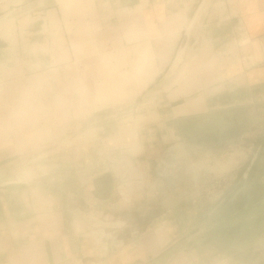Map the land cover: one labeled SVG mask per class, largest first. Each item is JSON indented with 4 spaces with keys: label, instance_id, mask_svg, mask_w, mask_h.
Returning a JSON list of instances; mask_svg holds the SVG:
<instances>
[{
    "label": "crops",
    "instance_id": "obj_1",
    "mask_svg": "<svg viewBox=\"0 0 264 264\" xmlns=\"http://www.w3.org/2000/svg\"><path fill=\"white\" fill-rule=\"evenodd\" d=\"M200 2L0 0V11L29 4L46 10L44 18L21 17L18 34L15 21L0 23V167L21 157L13 169L30 181L0 190V264H146L194 233L196 241L171 264H242L241 254L252 252L226 246L214 222L243 218L259 204L238 210L247 203L240 201L247 154L224 152L217 169L224 192L214 207L204 195L169 205L163 180L194 151L179 122L264 102V0H204L197 50L167 89L172 103L182 102L167 104L166 116L138 108L136 117L93 119L101 109L131 107L164 75ZM38 25L45 44L28 36ZM106 42L117 48L111 58L99 54ZM124 43L135 46L124 50ZM221 120L220 127L230 126ZM73 121L78 135L67 139ZM61 174L75 176L73 191L56 186ZM68 198L95 213L70 212ZM91 222L109 233L106 249L86 230Z\"/></svg>",
    "mask_w": 264,
    "mask_h": 264
},
{
    "label": "rangeland",
    "instance_id": "obj_2",
    "mask_svg": "<svg viewBox=\"0 0 264 264\" xmlns=\"http://www.w3.org/2000/svg\"><path fill=\"white\" fill-rule=\"evenodd\" d=\"M2 5H5L4 2H1V6ZM36 9L37 5L34 4V7L30 11L25 12L22 15L14 17L12 19V21H15L16 34L19 33L18 21L26 14L31 19H36L40 16H42V18L45 17L46 10L41 14L39 11H36ZM7 12L8 10L0 11V16L4 15ZM114 20H116V18ZM237 28V24L233 25L235 36L239 41L241 37L237 31ZM30 33L34 34L33 40L40 39L41 42L47 40L46 32L42 30L41 25L34 27V29L31 28L30 31L28 30V36ZM107 39L108 37L104 35L102 41H106ZM67 46L73 57L72 63H75L76 60L74 56L73 46L70 43H68ZM103 46L105 47V49L99 51V54L110 56V58L113 57V53H116V46L108 42L104 43ZM133 46H135V44L130 43V45H127L126 43H124V50L127 49V47L129 49ZM111 63L115 64L112 61ZM66 65L67 64L63 65L62 67ZM170 67L171 65L169 66V68ZM169 68L159 80L148 87L146 91H144L142 96H140L134 103H132L133 105H131V107H126L127 109L122 107H116L115 109H101L102 111L100 110L99 112L93 114L94 121H99L100 124H102L104 121L109 120V117H111L112 115H116L118 120H122L123 117L128 114L136 117L138 115V108L142 111L141 114L151 112L158 113L162 117L166 116V111L168 110V107H166V105L171 103V105L174 106L182 102V100H175L172 103L171 101L173 100L170 99L168 93L170 89L167 90V88L164 87L161 88V90H159L157 93V95L163 94L164 96L162 97H157L155 99V93L151 95H148V93H150L160 84L162 78L166 75ZM176 79L177 76L174 80L168 81V88H171L173 84L175 85ZM151 99L153 101L147 102L145 104L146 107L141 106L145 101ZM222 118L230 123L229 127H220ZM133 120L134 118L132 119V121ZM233 121L237 122L234 123ZM179 123L174 124L173 121H169L168 125H181L180 131L186 138L188 149H194V151L189 152L186 157L180 158L176 171H173L172 174H167L168 176L165 178V180H163V192L168 193V196H170V198L168 199L169 205H173L172 203L183 200L187 197L204 195L213 200V202H211V207H214L213 205L216 204L213 203H218V201H220L218 200V197H220V191L224 192L222 184L219 180V174L217 172L220 161L224 160V152H228L234 155L237 152H243L244 154H247V156H245V159L247 160V162H244L246 163L245 165H249V161L258 153V161L252 169V172L249 173L248 180L243 183V189L240 194V201H244L247 203H244L242 206L240 205L238 210H241L243 206H250L251 202H255L256 204H258L259 202V204L250 210H246L247 214L243 218L231 220L225 219V217L224 219H220L216 216L214 222L217 221L219 223L220 220L218 232L220 233L224 244L230 249H252V252L251 250H247L249 252H243L241 254L242 256L240 260L242 264H264V102L258 103L254 107L248 109H240L227 113L217 112L211 115H196ZM77 125L78 124L74 121L70 124V127H72L73 130H67V139H69L71 135V138H74L75 135H78L79 129L77 128ZM90 126L91 124L88 123L85 125V127L83 125V128H88ZM148 128H150L149 125ZM231 130L234 131L235 134L242 133V136L238 140L227 139L226 141H222L218 139V137L223 134V132L225 133ZM231 158H234L236 160L239 159L238 156H232ZM76 159V157H72L71 163L75 164ZM13 162H21V157H13L9 159L5 164H7L6 166H13L15 165V163ZM245 168L246 166H244L243 169ZM62 176L63 175L61 174V177L59 178V175H56L55 178L57 179V182L59 179H64L63 181H61V183L58 182L56 186H64V188H66L67 190L73 191L75 189L76 182L75 176L66 175V178ZM49 181L50 179L47 183L48 187L52 185ZM229 188L230 189L228 193H232L235 190L234 186H230ZM68 199L70 200V198ZM68 206V210L70 212H75L78 210L82 212L91 211L90 209H87L86 207L81 206L79 203L73 202L72 200L69 201ZM232 213H228L227 216H230ZM251 214H253L252 219H247ZM98 224L95 222H91V224L87 223L86 227V230L94 233L95 237L97 238L102 236L103 234L98 232L99 230H101L99 229ZM104 234L106 235L109 233L106 232Z\"/></svg>",
    "mask_w": 264,
    "mask_h": 264
},
{
    "label": "water",
    "instance_id": "obj_3",
    "mask_svg": "<svg viewBox=\"0 0 264 264\" xmlns=\"http://www.w3.org/2000/svg\"><path fill=\"white\" fill-rule=\"evenodd\" d=\"M204 0H201L196 12L194 13L188 27L185 30L182 41L177 50L176 56L171 64L166 75L162 78L160 84L152 90L148 95L153 93H157L161 88L169 89L168 81L174 80L176 76L180 74L184 65L187 61L192 57L197 50V41H196V25L199 19V15H197L198 9ZM34 6L32 4L23 6L18 9L8 10L7 13L0 16V23L10 21L14 17H18L25 12L30 11ZM168 85V86H167ZM258 153L252 158L249 167L247 168L246 173L244 174V178L248 179L249 173L256 165L258 161ZM13 166H3L0 167V190L2 189H11V188H26L30 186V181L26 174L21 171V173H17L14 171ZM199 233H194L190 236L185 237L179 242L172 245L170 248L162 252L159 256L155 257L151 261L146 264H171L175 259L180 257L182 254L187 252L193 243L198 238Z\"/></svg>",
    "mask_w": 264,
    "mask_h": 264
},
{
    "label": "trees",
    "instance_id": "obj_4",
    "mask_svg": "<svg viewBox=\"0 0 264 264\" xmlns=\"http://www.w3.org/2000/svg\"><path fill=\"white\" fill-rule=\"evenodd\" d=\"M4 44L2 42H0V47H2ZM242 136V133H237L235 134L234 131H227L223 134H221L218 139L222 140V141H226L227 139H239Z\"/></svg>",
    "mask_w": 264,
    "mask_h": 264
},
{
    "label": "bare ground",
    "instance_id": "obj_5",
    "mask_svg": "<svg viewBox=\"0 0 264 264\" xmlns=\"http://www.w3.org/2000/svg\"><path fill=\"white\" fill-rule=\"evenodd\" d=\"M5 31H6V29H2V30H1V33L4 35ZM7 144H8V143H7ZM106 239H107V238H105V237H102V238H101V240L103 241V244H105V249H106V243H107Z\"/></svg>",
    "mask_w": 264,
    "mask_h": 264
},
{
    "label": "built area",
    "instance_id": "obj_6",
    "mask_svg": "<svg viewBox=\"0 0 264 264\" xmlns=\"http://www.w3.org/2000/svg\"><path fill=\"white\" fill-rule=\"evenodd\" d=\"M79 211V210H78ZM89 213H95L94 211H89ZM101 237H105L107 238L106 241H108V236H106L104 233L102 234ZM102 247L105 248V244H103V242L101 243Z\"/></svg>",
    "mask_w": 264,
    "mask_h": 264
}]
</instances>
